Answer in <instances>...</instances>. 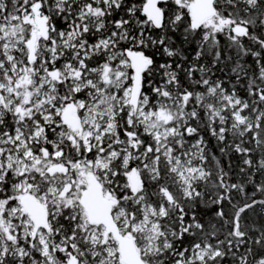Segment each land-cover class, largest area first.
I'll list each match as a JSON object with an SVG mask.
<instances>
[{"label": "snow or ice", "instance_id": "obj_1", "mask_svg": "<svg viewBox=\"0 0 264 264\" xmlns=\"http://www.w3.org/2000/svg\"><path fill=\"white\" fill-rule=\"evenodd\" d=\"M0 264H264V0H0Z\"/></svg>", "mask_w": 264, "mask_h": 264}]
</instances>
